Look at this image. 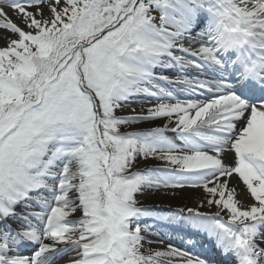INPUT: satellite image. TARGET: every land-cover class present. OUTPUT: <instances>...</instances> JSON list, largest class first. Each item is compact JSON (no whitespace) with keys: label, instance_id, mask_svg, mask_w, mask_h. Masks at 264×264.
Masks as SVG:
<instances>
[{"label":"snow or ice","instance_id":"1","mask_svg":"<svg viewBox=\"0 0 264 264\" xmlns=\"http://www.w3.org/2000/svg\"><path fill=\"white\" fill-rule=\"evenodd\" d=\"M61 261L264 264V0H0V264Z\"/></svg>","mask_w":264,"mask_h":264},{"label":"bare ground","instance_id":"2","mask_svg":"<svg viewBox=\"0 0 264 264\" xmlns=\"http://www.w3.org/2000/svg\"><path fill=\"white\" fill-rule=\"evenodd\" d=\"M142 201L145 203L151 204V202H159L160 200L163 201L162 204H174V205H179L183 206L185 203L188 204V206H192L195 203L196 196H192L191 199H183V198H170V197H165L162 194H146L141 198ZM152 205V204H151ZM60 264H65L64 261H61Z\"/></svg>","mask_w":264,"mask_h":264}]
</instances>
